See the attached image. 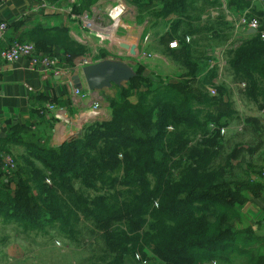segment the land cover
<instances>
[{"label":"trees","instance_id":"trees-1","mask_svg":"<svg viewBox=\"0 0 264 264\" xmlns=\"http://www.w3.org/2000/svg\"><path fill=\"white\" fill-rule=\"evenodd\" d=\"M98 1L82 0L75 9L82 13ZM127 1L140 19L145 11L153 17L201 19L186 15L193 0ZM228 4L237 12L249 8L245 0ZM254 12L264 16L263 8ZM217 20L179 39V66L188 68L183 82L135 88L132 82L144 79L136 72L127 87H118L109 120L87 125L59 146L11 136L9 142L25 151L12 174L0 176L2 225L15 223L25 235H44L50 226L73 245L89 223L105 246L95 264H130L139 256L153 264H264V240L236 229L241 206L260 189L251 172L234 163L239 145L225 149L222 131L240 119L236 103L225 86L210 95L219 71L208 70L207 42L202 51L198 41L186 42L203 31L231 36V22ZM40 37L37 48L63 63L64 55L86 52L63 30ZM243 40L226 53L229 77L245 84L244 102L264 111V42L256 32L244 33Z\"/></svg>","mask_w":264,"mask_h":264},{"label":"crops","instance_id":"crops-1","mask_svg":"<svg viewBox=\"0 0 264 264\" xmlns=\"http://www.w3.org/2000/svg\"><path fill=\"white\" fill-rule=\"evenodd\" d=\"M81 1H0V19L9 25V31L4 41H0V176L2 175L1 161L6 158L8 153H16L17 149H22L20 145L18 146L19 143L9 142L8 139L11 136L14 135L24 141H27V138H36L41 143L47 141L51 147L59 146L81 134L87 125L110 119V102L116 100L117 89L112 87L99 92H90L85 85L81 70L75 68V64L81 59L88 57L96 59L95 62H98L100 58L97 59V57L105 52L108 57L126 58L124 61L132 66H134L132 64L134 61L142 59L148 63L152 62V67L147 70L148 76H153L152 79L157 84L164 81L183 82L187 79L188 68L176 66L169 55L172 52L180 51L179 39L184 33L203 29L209 24L216 23L217 18L220 17H225L233 26L245 12L257 17L254 8L264 9V3L257 0H245L249 3V8L243 12H237L235 7L229 6L228 0H206L207 2L193 0L188 4L189 11L198 13L200 20L192 21L176 16L168 18L152 16L149 19H144V17L140 19L137 7L127 0H108L109 3L106 0H100L97 2L99 5L89 6L79 13L76 11L75 5L78 7ZM117 2L125 4L127 12L114 23L107 15ZM260 17L262 20L263 16ZM88 21L91 23L87 24ZM178 21H182V23L174 25ZM57 30L65 31L71 41L84 46L85 49L92 48L96 51L97 46L94 44L96 39L101 46L106 42H109V45L104 49L100 47V53L95 52L89 55L86 51L87 53L85 52L84 55L72 56L71 60L67 59L68 64L64 63L67 70L57 77L32 69L26 59L10 64L1 59L2 50L13 42L36 44L37 35H41L40 38L45 39L46 36H52V33ZM231 32L230 37H233V31L231 30ZM224 38L223 34L203 31L190 34L187 36L186 42L198 41L201 43V47H198L199 51L203 50L204 44L207 42L206 55L211 58L208 62V70L216 67L219 71L214 86L216 88L225 86L228 89L230 99L236 103V112L240 119L244 117L241 113L243 109L240 110L238 107V104L241 103L245 108L249 107L247 118H256V115L252 114L254 106L243 101L241 98L243 90L229 77L227 51L220 48L223 45L220 42L229 38V35L227 34V37ZM172 42H177L178 48L171 49L170 43ZM145 55H151V57ZM160 64H162V68ZM163 72L166 74L162 75V79L159 80ZM204 74L198 79L202 78ZM75 75L81 77L83 86L81 90L87 94L84 99L74 93L76 87L72 78ZM227 95L225 96L226 102L228 101ZM51 105L55 107L54 111L49 110ZM96 105H99L97 110H95ZM238 121L240 120L237 119ZM261 125L264 126L262 123ZM237 128L238 126L234 127L233 124L228 129V139H232L230 146L239 145L238 149L240 150V157L234 162H238L236 164L251 172L254 184L257 183L260 189L256 191V195L249 194L247 196L245 203L241 206V221L236 229L264 240V180L258 178L256 174L257 169L264 165V138L252 134L250 124H244V132L240 135L233 133V130Z\"/></svg>","mask_w":264,"mask_h":264},{"label":"rangeland","instance_id":"rangeland-1","mask_svg":"<svg viewBox=\"0 0 264 264\" xmlns=\"http://www.w3.org/2000/svg\"><path fill=\"white\" fill-rule=\"evenodd\" d=\"M106 2L109 3L108 0H106ZM96 4L98 3L95 2L94 5ZM151 9L153 10V8ZM142 15L144 19H149V17H152L149 14H147L146 11ZM186 15L188 17H196V18L199 17L198 13L196 12L192 13L191 11H186ZM260 16L262 15L257 14L258 18H261ZM262 20L263 21H262L261 29L264 28V16L262 17ZM234 29L235 28L233 24V31ZM230 33L232 34V32ZM241 34H239L238 37H235L233 35V37L229 36V38L222 40V42L220 43L221 45L222 44L223 45L220 48L226 49V51L230 49L231 47H234V49H236L244 41L243 40L244 35H241ZM94 44L97 46L95 48L97 50L94 51L92 48L86 49L89 55L95 52L100 53L99 51L100 47L104 49V47L109 45V42H106L105 44H103V46H101V44L96 39ZM51 49H53V47H51ZM182 55H183L182 52L175 51V52H172V54L169 55V57L171 61L175 63V65L177 66L182 61ZM64 56H65L64 60H67V59L71 60L72 58V55L70 54H68L67 56L66 55ZM99 58H103V60L112 59V60H121V61H124V59H126L124 57H118V56L108 57V54H106V52L100 55L99 57H97V59ZM94 61H96V59H94ZM132 64H134L135 66L134 67L131 65L134 68L135 72L144 75V79L136 78V80L132 82V86H134L135 88H138L139 85H144L145 83L150 84V85H154V84L156 85V81L152 79L153 76L149 77L148 71H147L148 69L152 67V62L148 63L145 60L140 59V60L134 61V63ZM160 65L162 68V64ZM165 74L166 73L163 72V74H161V76L159 77V80L162 79L161 78L162 75H165ZM238 85L241 87L242 90L245 88L244 83L238 84ZM113 87L115 90L117 89V98H118L121 93L120 89L116 86H113ZM123 87H127V86L123 85ZM217 95H218V89H217ZM113 102L114 100H111L110 103L112 104ZM238 107L240 110L243 109L241 113L243 114L244 117L243 119H239L240 121L238 122L237 120H234L231 122V123L234 122L233 123L234 127L236 125L238 126L236 130L235 129L233 130V133L235 135H240L241 133H243L244 124L246 125L247 124L246 122L249 121L248 123L251 125L250 131H252V134H254L255 136H260L264 138V126L261 125V123L264 125V113H263L264 111L258 110L256 109V107L255 108L253 107L252 114L256 115V118H247V115L249 113V109H248L249 107L245 108L243 103L238 104ZM222 108L225 109L224 106ZM257 115H258V118H257ZM233 124H230V126L227 127V129H223L224 131L223 135H225V140H226L225 141L226 150H228L229 147H234V146H230L232 139H228L229 137L228 129L231 126H233ZM259 146H261V144H259ZM17 151L18 152L16 153L14 152H11L10 154L8 153L6 158H10L14 160L15 163L18 165L19 159L21 157L20 155L21 153L25 151V148L17 149ZM234 152L240 157V153H239L240 150L238 149V146L234 147ZM234 161H236V159ZM234 163H238V162H234ZM263 167H261L260 169L259 168L257 169L256 171L257 177ZM1 174H2L1 178L10 176V175L5 174L4 172H1ZM234 177L235 179L240 180L237 174H235ZM81 228L83 231H81V234L78 237L79 243H74L73 245H71L68 243L67 240H65L64 237L59 235V231L57 228L52 229L50 226H46L43 230L44 233H46L44 235L42 233H37V232H33L32 234L30 233L29 235H25L20 232L21 229L19 230L18 226L15 223H11L10 225H7L5 227L2 225V222L0 220V264H95L96 259L94 258L102 257V252L104 251V248H105L103 244V240L101 238V234L98 231L92 230V228L89 227V223L84 224V226H81ZM130 264H153V262L147 263L144 261H140V256H139V258H136V260H130Z\"/></svg>","mask_w":264,"mask_h":264},{"label":"built area","instance_id":"built-area-1","mask_svg":"<svg viewBox=\"0 0 264 264\" xmlns=\"http://www.w3.org/2000/svg\"><path fill=\"white\" fill-rule=\"evenodd\" d=\"M4 1V0H0ZM44 1V0H42ZM260 3H264V0H257ZM127 12L125 4L122 2H117L115 6L109 11L108 18L112 22L118 21ZM91 23L90 21L87 24ZM233 34L238 37L239 34L244 35V33H249L250 30H255L256 33L260 34L261 40L264 42V30H262V20L258 17L251 16L249 12L244 13L236 23H234ZM9 31L8 23L0 19V41H4L5 36ZM177 42L170 43L171 49L178 48ZM231 47L230 49H232ZM228 49V50H230ZM227 50V51H228ZM146 57H151V55H145ZM1 59L5 63H16L21 59H26L32 69L37 70L43 74H52L54 76H60L65 73L67 66L60 60V58L52 55H48L40 51L37 46L30 42H13L8 47L4 48L1 52ZM96 63L92 58L81 59L80 62L75 64L77 70H81L82 67ZM211 96H217L216 87H211L208 89ZM74 93L76 96L81 98H86L87 94L82 90L75 88ZM55 107L53 105L49 106V110L54 111ZM99 109V105H96L95 110ZM224 131H222L223 133ZM16 163L10 158H4L1 161V170L7 175H11L16 169ZM259 178L264 180V167L261 169ZM139 258V257H138Z\"/></svg>","mask_w":264,"mask_h":264},{"label":"water","instance_id":"water-1","mask_svg":"<svg viewBox=\"0 0 264 264\" xmlns=\"http://www.w3.org/2000/svg\"><path fill=\"white\" fill-rule=\"evenodd\" d=\"M249 33H255V30H250ZM81 74L90 92L111 89L113 86L121 87L137 76L130 64L112 59H102L94 64L84 66L81 68ZM72 82L77 89L83 88L79 75H75Z\"/></svg>","mask_w":264,"mask_h":264}]
</instances>
